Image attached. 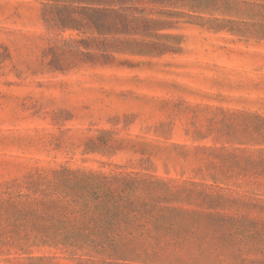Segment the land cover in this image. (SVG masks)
Here are the masks:
<instances>
[{
    "label": "rangeland",
    "instance_id": "rangeland-1",
    "mask_svg": "<svg viewBox=\"0 0 264 264\" xmlns=\"http://www.w3.org/2000/svg\"><path fill=\"white\" fill-rule=\"evenodd\" d=\"M43 2L0 0V200L63 167L139 172L174 206L264 223V0H178L148 15L163 53L60 66L50 48L79 36ZM20 222L0 203V264H147L32 244Z\"/></svg>",
    "mask_w": 264,
    "mask_h": 264
},
{
    "label": "trees",
    "instance_id": "trees-1",
    "mask_svg": "<svg viewBox=\"0 0 264 264\" xmlns=\"http://www.w3.org/2000/svg\"><path fill=\"white\" fill-rule=\"evenodd\" d=\"M177 2L44 0L43 24L79 36L51 47L48 64L108 60L113 52L161 54L168 47L155 41L160 36L156 31L166 22L148 15ZM252 165L264 172V162ZM52 173L51 179L39 176L29 183L32 196L6 193L0 200L17 212L19 226L27 230L23 239L33 234L32 244L63 246L88 260L98 256L147 264H264V223L246 226L236 217L211 211V205L205 210L174 206L179 199L166 182L139 172L63 167Z\"/></svg>",
    "mask_w": 264,
    "mask_h": 264
}]
</instances>
